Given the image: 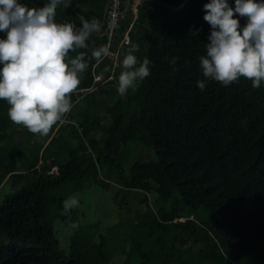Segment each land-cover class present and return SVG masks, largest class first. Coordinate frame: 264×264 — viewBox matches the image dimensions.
<instances>
[{"label":"trees","instance_id":"16d2710c","mask_svg":"<svg viewBox=\"0 0 264 264\" xmlns=\"http://www.w3.org/2000/svg\"><path fill=\"white\" fill-rule=\"evenodd\" d=\"M106 1L78 0L96 11L99 24ZM18 2L39 8L49 0ZM208 2L189 0L176 10L141 3L130 42L139 45L140 62H151L150 75L126 97L117 87L130 44L118 66L109 56L99 65L92 58L107 45L103 30L87 48L70 52V58L83 52L89 67L72 94V110L47 136L14 124L10 105L0 100V186L7 187L0 195V264H264V82L253 88L241 77L229 86L211 80L198 88ZM228 2L234 8L235 0ZM89 13L83 12L88 19ZM79 17L71 4L60 5L55 20L79 27ZM131 18L120 24L118 38ZM238 18L243 27L247 19ZM172 57H179L175 66ZM141 147L153 159L140 158ZM97 188L131 205L130 233L123 232L128 222L117 219L110 230L82 239L93 228L75 217H88ZM70 197L79 207L65 212ZM57 220L78 225L68 252L60 249Z\"/></svg>","mask_w":264,"mask_h":264},{"label":"clouds","instance_id":"9594fccd","mask_svg":"<svg viewBox=\"0 0 264 264\" xmlns=\"http://www.w3.org/2000/svg\"><path fill=\"white\" fill-rule=\"evenodd\" d=\"M70 3L49 0L43 7L29 8L18 0H0V32L6 33V38L0 39V100L10 105V120L33 134L47 136L72 110V94L89 65L83 52L74 58L69 53L87 48L86 41L101 28L97 20L83 17L78 18L79 27L71 22L57 23L58 6L67 9ZM203 10L210 34L206 54L198 58L204 77L197 81L198 88L204 91L211 80L229 86L241 77L251 81L253 88H260L264 82V0H235L234 8L228 0H210ZM237 14L247 19L243 27ZM128 43L118 77L121 97L150 75L151 62H140L135 55L139 45ZM109 54V46L103 45L92 51V58L99 65ZM178 59L172 57L169 64L175 66ZM77 207L75 197L63 202L65 212Z\"/></svg>","mask_w":264,"mask_h":264},{"label":"rangeland","instance_id":"374dc122","mask_svg":"<svg viewBox=\"0 0 264 264\" xmlns=\"http://www.w3.org/2000/svg\"><path fill=\"white\" fill-rule=\"evenodd\" d=\"M130 1H131V3H133V5L134 4L135 5L140 4V0H130ZM79 3H76L77 7L81 10H84L82 7H80ZM81 4L85 5L84 3H81ZM80 12H82V11H80ZM130 16L134 17L135 13H133V12L130 13L129 17ZM131 20H132V18H131ZM125 56H126V54H124L123 58ZM114 61H117L118 64L120 62L119 58L114 59ZM0 68H2V65H0ZM121 71H122V66H121V69L119 70V75H120ZM19 138L21 140H23L25 138V133L21 132L19 135ZM46 144H48V142H46L45 145ZM140 158L149 160V159H153V156H152V153L147 152L144 147H141ZM116 190H117V186H116V188H114V192H116ZM6 191H7V187L5 185H1L0 186V195ZM123 196L131 199L132 201L135 200V197L131 196L130 193H124L122 195V197ZM93 197H94L95 201L92 203L93 206H91V203H90L91 207L89 209L88 217L87 218H81L79 215H76V217H75L79 222H82L85 227L93 228V231L87 232V233H85L84 236H82L83 240H89V239L93 238L95 235L99 234V232H100L99 230H101L103 228L110 230L109 225L114 223L117 219L120 222H121V220L128 222L127 228L123 232H124V235L127 233H130L132 226L134 225V210H132L131 205L126 204V205L121 206V204H123V200L121 198L115 199L114 193L112 195H110L109 191L104 189V188L103 189L97 188ZM85 198H86V200H88L87 195H85ZM72 225H73V223H70L68 226H65L64 221H62V220H57V223H56V231H57V233H58L57 235L60 239V249L62 251H65V252H68V250H69L70 236L76 229V227H72ZM203 235H204V233L202 234V232H201V236H203ZM136 238H137V236H134L132 238L130 237L129 248L130 247L132 248L134 246L131 244H132V240H135Z\"/></svg>","mask_w":264,"mask_h":264},{"label":"built area","instance_id":"2783aa9c","mask_svg":"<svg viewBox=\"0 0 264 264\" xmlns=\"http://www.w3.org/2000/svg\"><path fill=\"white\" fill-rule=\"evenodd\" d=\"M130 9L135 16L132 17V21L125 31V34L122 38H118L117 31L120 24L129 17ZM133 15V14H132ZM138 16V5L131 3L130 0H111L108 13L106 17V23L104 26L103 34L107 36V45L109 46L108 55L112 60L115 66H118V62L114 61V59L119 58L121 51L123 48L128 45L130 41V31L133 29L134 21ZM105 59V58H104ZM101 75L95 76V81H101ZM91 89H81L82 92L91 91ZM55 172H59V170H55Z\"/></svg>","mask_w":264,"mask_h":264},{"label":"water","instance_id":"95a60500","mask_svg":"<svg viewBox=\"0 0 264 264\" xmlns=\"http://www.w3.org/2000/svg\"><path fill=\"white\" fill-rule=\"evenodd\" d=\"M110 1H111V0H107L106 3H105V6H104V12H103V19H102V22H101V24H100V25H101V28H100V31H99V32H102V30H103V28H104V26H105V23H106V17H107V13H108V8H109V5H110ZM141 1H142V2H144V1H153V2H156V3L163 4V5L169 7V8H171V9H173V10H176V9L181 8V7H182L184 4H186V2L189 1V0H184L180 5H177V6H174V5L168 3V2H166V1H164V0H141ZM70 4H71L72 9L76 12V14H78L80 17H83V18H85V19H88L86 16H84L80 11H78V10L75 8V6H74L72 0H71V3H70ZM89 20H90V19H89Z\"/></svg>","mask_w":264,"mask_h":264},{"label":"crops","instance_id":"0c3cea01","mask_svg":"<svg viewBox=\"0 0 264 264\" xmlns=\"http://www.w3.org/2000/svg\"><path fill=\"white\" fill-rule=\"evenodd\" d=\"M73 1V4L74 3H79L78 2V0H72ZM131 2V1H130ZM141 3H142V1L140 0V4L138 5V7L141 5ZM79 5H80V7H82L84 10H81V9H79L80 11H82L81 13L83 14V12L84 11H88L89 10V14H90V20L91 19H95V17H96V11L95 10H93V9H90L87 5L85 6V5H83V4H81V3H79ZM87 9V10H86ZM84 15V14H83ZM85 16V15H84ZM96 20V19H95ZM77 91V90H76Z\"/></svg>","mask_w":264,"mask_h":264},{"label":"flooded vegetation","instance_id":"af4514ba","mask_svg":"<svg viewBox=\"0 0 264 264\" xmlns=\"http://www.w3.org/2000/svg\"><path fill=\"white\" fill-rule=\"evenodd\" d=\"M95 19L97 20V21H99V18H98V15L96 14V17H95Z\"/></svg>","mask_w":264,"mask_h":264}]
</instances>
